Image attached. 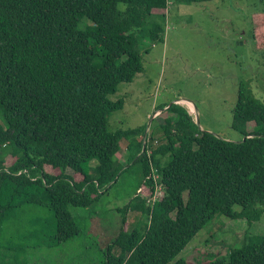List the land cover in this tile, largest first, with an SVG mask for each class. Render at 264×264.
Wrapping results in <instances>:
<instances>
[{"label": "trees", "instance_id": "1", "mask_svg": "<svg viewBox=\"0 0 264 264\" xmlns=\"http://www.w3.org/2000/svg\"><path fill=\"white\" fill-rule=\"evenodd\" d=\"M210 1L0 0V250L5 258L18 264V251L79 237L82 229L70 208L96 205L133 165H139L143 182L116 210L121 227L102 264H190L174 259L216 215L248 226L259 221L264 102L248 80L238 84L232 112L238 142L198 130L187 109L174 103L163 106V120L152 132L108 126L124 106L123 99L109 97L143 72L146 43H163L168 8ZM250 19L249 38L264 68V12ZM152 133L158 137L155 147ZM122 141H127L126 162L119 158ZM130 212L144 219L143 226L139 222L129 231ZM9 224H18L11 237ZM112 248L117 255L110 254ZM204 264H264V235L246 234L227 260Z\"/></svg>", "mask_w": 264, "mask_h": 264}, {"label": "rangeland", "instance_id": "2", "mask_svg": "<svg viewBox=\"0 0 264 264\" xmlns=\"http://www.w3.org/2000/svg\"><path fill=\"white\" fill-rule=\"evenodd\" d=\"M168 9L163 43L148 47L146 43L143 72L130 83H120L117 92L109 97L112 101H124L123 108L110 116L109 129L142 127L144 132H152L156 123L163 120L159 115L165 109L163 106L174 103L187 109L198 130L231 142L240 141L241 135L231 128L240 81L248 80L255 97L264 102L263 63L249 38L250 17L264 12V0H211L171 5ZM157 138L155 135L153 147L158 144ZM126 146L127 141L120 143L119 158L123 162ZM142 182L139 165L131 166L96 205L88 209L70 208L82 229L79 237L52 248L18 251V264H102L108 256L107 246L121 227V214L116 210L134 197ZM26 216L24 210L19 213L22 225ZM126 221L129 231L145 222L138 213L131 212ZM7 228L11 232H6V236L11 237L18 224H9ZM246 234L264 235V214L249 226L242 219L216 215L174 262L182 259L190 264H204L227 260L228 251L238 248ZM15 242L17 245L20 240ZM117 251L112 248L110 254L117 255ZM3 253L0 250V264H15L14 257L5 258Z\"/></svg>", "mask_w": 264, "mask_h": 264}, {"label": "built area", "instance_id": "3", "mask_svg": "<svg viewBox=\"0 0 264 264\" xmlns=\"http://www.w3.org/2000/svg\"><path fill=\"white\" fill-rule=\"evenodd\" d=\"M157 196L155 195L153 198H156Z\"/></svg>", "mask_w": 264, "mask_h": 264}, {"label": "crops", "instance_id": "4", "mask_svg": "<svg viewBox=\"0 0 264 264\" xmlns=\"http://www.w3.org/2000/svg\"><path fill=\"white\" fill-rule=\"evenodd\" d=\"M180 102H181V100H180ZM184 102H186V101H184ZM182 103V102H181Z\"/></svg>", "mask_w": 264, "mask_h": 264}]
</instances>
